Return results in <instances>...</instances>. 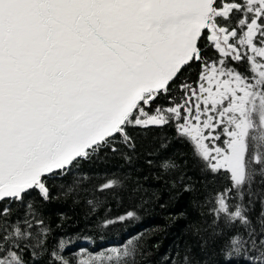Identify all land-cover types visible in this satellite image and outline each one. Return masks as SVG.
<instances>
[{"label":"snow or ice","instance_id":"6c2138e0","mask_svg":"<svg viewBox=\"0 0 264 264\" xmlns=\"http://www.w3.org/2000/svg\"><path fill=\"white\" fill-rule=\"evenodd\" d=\"M166 127L210 183L226 181L205 199L217 234L232 233L225 260L264 264V196L252 190L264 183V0H0V264H70L64 241L48 252L33 193L49 200L53 177L108 153L130 159L137 130ZM136 253L130 239L78 264Z\"/></svg>","mask_w":264,"mask_h":264},{"label":"trees","instance_id":"16d2710c","mask_svg":"<svg viewBox=\"0 0 264 264\" xmlns=\"http://www.w3.org/2000/svg\"><path fill=\"white\" fill-rule=\"evenodd\" d=\"M194 75V74H193ZM136 148L122 154L102 155L83 162L79 169L49 181L51 199L33 193L38 214L51 229L46 241L48 252L64 241L61 255L78 264L89 255L107 252L130 239L136 243V264H182L188 254L196 264H229L223 245L232 233L221 236L212 223L205 199L226 181L200 171L192 149L176 139L172 128L137 130ZM167 147L162 148L161 144ZM169 158L177 167L164 170L161 161ZM152 163L149 164L148 161ZM87 177V179H84ZM105 178H116L118 187L95 190ZM262 177L256 176L254 193L264 196ZM93 201L89 204L88 201ZM134 211L132 218L119 217ZM260 204L255 202V217ZM112 220L114 223L107 224ZM242 231V229H241ZM45 252L43 259H49ZM178 254V255H177ZM244 264L239 258L231 264Z\"/></svg>","mask_w":264,"mask_h":264}]
</instances>
